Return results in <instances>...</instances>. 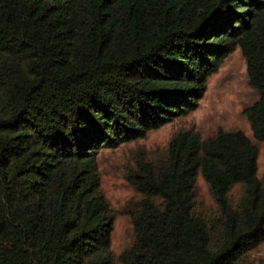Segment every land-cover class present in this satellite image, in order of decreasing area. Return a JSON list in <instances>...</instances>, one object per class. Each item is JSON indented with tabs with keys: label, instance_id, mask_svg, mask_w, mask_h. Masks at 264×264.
<instances>
[{
	"label": "trees",
	"instance_id": "obj_1",
	"mask_svg": "<svg viewBox=\"0 0 264 264\" xmlns=\"http://www.w3.org/2000/svg\"><path fill=\"white\" fill-rule=\"evenodd\" d=\"M237 47L264 141V0H0V264H264L246 260L264 183L243 132L183 128L132 150L118 255L98 169L101 150L193 111Z\"/></svg>",
	"mask_w": 264,
	"mask_h": 264
},
{
	"label": "rangeland",
	"instance_id": "obj_2",
	"mask_svg": "<svg viewBox=\"0 0 264 264\" xmlns=\"http://www.w3.org/2000/svg\"><path fill=\"white\" fill-rule=\"evenodd\" d=\"M258 97V92L248 83L246 62L237 47L225 57L218 71L208 77L206 90L193 111L149 130L140 139L100 151L98 169L101 189L114 216L111 249L115 255L125 249L133 238L127 210L138 195L124 179V171L125 166L132 163V150L136 148L157 151L166 146L172 135L183 128L197 130L202 137L209 136L218 129L239 130L257 147V176L264 183V141H257L253 137L250 124L242 112L245 105L253 103ZM197 184L203 201L208 202L210 198L207 186L200 175L197 176ZM250 259L252 262L264 259V241L249 253L246 260Z\"/></svg>",
	"mask_w": 264,
	"mask_h": 264
}]
</instances>
